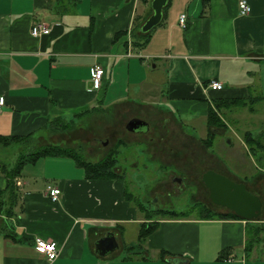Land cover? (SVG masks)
Segmentation results:
<instances>
[{
    "label": "crops",
    "instance_id": "1",
    "mask_svg": "<svg viewBox=\"0 0 264 264\" xmlns=\"http://www.w3.org/2000/svg\"><path fill=\"white\" fill-rule=\"evenodd\" d=\"M151 1L0 0V135L48 134V122L56 118L75 130L100 117L108 150L130 134L149 143L171 141L174 151L177 135L183 144L177 151L192 144L203 152L201 173L212 169L230 178L200 139L215 100L254 96L264 108V0H246L248 14L239 12V0H209L206 7L202 0H169L149 41L134 47L131 30L152 13ZM34 22L47 24L50 32L33 36ZM119 32L125 34L114 38ZM95 65L104 69L98 89L90 79ZM211 79L222 88L208 89ZM131 119L143 124L128 130ZM200 119L203 137L184 131L185 122ZM255 155L263 165L264 153ZM120 174L90 179L69 157L25 164L12 214L0 215V264H171L173 258L181 264H264V236L246 255V220L239 218L157 219V229L137 248L141 223L153 219L141 217ZM5 185L0 175V190ZM52 185L60 189L57 202L48 194ZM109 235L117 245L100 247L98 241ZM36 237L58 244L56 259L48 261L35 248Z\"/></svg>",
    "mask_w": 264,
    "mask_h": 264
},
{
    "label": "rangeland",
    "instance_id": "2",
    "mask_svg": "<svg viewBox=\"0 0 264 264\" xmlns=\"http://www.w3.org/2000/svg\"><path fill=\"white\" fill-rule=\"evenodd\" d=\"M219 116L220 126L215 132L211 145L206 147L208 152L224 163L232 173L230 178L244 182L248 184V188L252 187L261 192L264 187V177L258 178V176L261 173L264 175V172H261L264 171V163L263 165L259 163L257 156L248 151L249 146L242 132L245 130L244 132L254 133L257 127H262V141L264 142V108L254 105V110L250 111L248 107L225 105ZM195 122L199 124L189 125L185 122L184 131L199 136V138L203 137L204 129L200 127L204 125L203 120ZM102 124V118L92 117L83 127L56 134L44 132L40 138L42 142L50 141L79 148L86 159L97 160L111 147L110 142L107 143L104 139L106 136ZM96 138L101 139L95 141ZM143 138L145 142H141ZM173 138L175 139L173 145L176 147L174 151L170 148L172 147L171 141L169 144L166 142L157 144L156 141L149 143L146 140L148 137L130 134L123 138L126 144L118 148L119 163L115 169L124 174V182L127 192L131 194L130 198L134 203L140 201L150 209L187 210L194 202L200 201L212 211L221 212L220 209L224 208L210 202L207 188L200 179L201 170L206 167L205 163H207L203 160V156H200V153L204 155L203 152L199 150V153L196 146L192 144L189 150L177 151V147L180 148L183 144L179 142L177 135ZM241 138L244 144H241ZM102 141L106 143H101ZM16 157V145L7 147L0 145V162L12 165ZM254 180L257 184L253 183ZM191 211V216L198 217L200 214L199 209ZM140 215L144 218L143 212ZM131 232L129 230L128 235Z\"/></svg>",
    "mask_w": 264,
    "mask_h": 264
},
{
    "label": "trees",
    "instance_id": "3",
    "mask_svg": "<svg viewBox=\"0 0 264 264\" xmlns=\"http://www.w3.org/2000/svg\"><path fill=\"white\" fill-rule=\"evenodd\" d=\"M209 3V0H202V6L206 7ZM169 4V0L166 5L163 7L162 17L164 15L165 9ZM162 21V20H161ZM161 21L158 25L161 24ZM144 22V21H143ZM143 22L135 24L131 30V44L134 47L144 46L150 38L152 30L156 27H153L148 32H142L140 26ZM157 25V26H158ZM125 32H119L115 34L114 38H119L124 35ZM260 98V97H259ZM258 97L250 96L249 100H242L239 98L235 99H225V100H215L214 106L210 107L206 117V137L200 139L205 147H209L212 141L215 138V132L220 126V116L218 111L223 108L225 105L231 106H240L248 107L250 111L254 110V105ZM86 111V110H85ZM48 130L50 134H56L59 132H69L74 126L70 121L58 120L57 118L48 122ZM244 140L249 146V150L254 153H264V142L262 141L263 136L254 135L250 131L244 132ZM123 141H119L115 147L109 149L101 158H98L95 161L88 160L81 153V149L74 148L71 146L60 145L55 142H42L39 134L29 133L27 135H0V145L7 147L11 145L17 146V157L12 165L0 162V175L4 176L6 179V185L4 189L0 190V215L10 216L12 214L13 208L17 203L18 199V188L16 185V180L21 175L23 166L28 163H34L37 159L43 157H69L73 159L77 166L81 167L84 170L85 176L90 179H113L120 177L121 174L117 172L115 166L119 163V147ZM262 174V173H261ZM258 178L260 177V175ZM261 177H264L262 175ZM258 180V179H257ZM203 183V182H202ZM246 184V183H245ZM206 188V187H205ZM246 188L249 190L246 184ZM250 191V190H249ZM252 192V191H251ZM127 197H131V194L128 193ZM208 193V190H207ZM257 194L264 205V187H262L261 192H252ZM210 200V199H209ZM133 202V201H132ZM211 202V201H210ZM134 203V202H133ZM212 203V202H211ZM136 208L144 213L145 220H154L149 222H143L140 225L138 232V240L136 242V247H141L146 237L157 229L158 222L157 219L163 218H188L192 214V209H199L200 214L198 217L203 218H239L236 213L231 210L226 212H215L212 209L207 208L206 204L196 201L190 208L187 210H171V209H150L146 208L142 202L138 201L134 203ZM213 204V203H212ZM263 210V208H262ZM198 212V211H197ZM199 213V212H198ZM257 220V221H256ZM264 213L261 212L259 218L255 220H246V242L244 245V251L246 255L261 243L264 236ZM132 245L129 248H132ZM138 254V253H135ZM222 255H225L222 253Z\"/></svg>",
    "mask_w": 264,
    "mask_h": 264
},
{
    "label": "water",
    "instance_id": "4",
    "mask_svg": "<svg viewBox=\"0 0 264 264\" xmlns=\"http://www.w3.org/2000/svg\"><path fill=\"white\" fill-rule=\"evenodd\" d=\"M168 0H152V13L140 26L142 32H148L157 26L162 19L163 7ZM143 122L138 119H131L126 128L135 130ZM201 181L208 190L210 201L218 206L225 207L245 220H255L259 218L262 208L260 197L246 188L244 182L234 181L224 174L212 169H205L201 173ZM100 247L108 248L117 245L114 236L109 235L99 240ZM98 244V245H99ZM171 264H181L177 258L168 259Z\"/></svg>",
    "mask_w": 264,
    "mask_h": 264
},
{
    "label": "built area",
    "instance_id": "5",
    "mask_svg": "<svg viewBox=\"0 0 264 264\" xmlns=\"http://www.w3.org/2000/svg\"><path fill=\"white\" fill-rule=\"evenodd\" d=\"M238 8L241 14H248L250 12V6L246 0L238 1ZM186 14L181 13L178 18V24L180 27L184 28L186 26ZM50 32V26L42 22H34L31 25L30 33L35 36H41L43 34H48ZM104 75V69L100 65H95L90 72V79L92 82V86L95 89H98L102 85V79ZM208 89L211 90H220L222 88V83L218 80L211 79L207 83ZM3 99L0 97V112L2 111ZM19 184V182H18ZM48 194L53 202H57L59 200L60 189L57 186H48ZM34 246L36 249L42 251L48 261H52L56 259L59 253V246L55 241L46 240L40 237H36L34 239ZM97 264H107L105 262H100Z\"/></svg>",
    "mask_w": 264,
    "mask_h": 264
},
{
    "label": "flooded vegetation",
    "instance_id": "6",
    "mask_svg": "<svg viewBox=\"0 0 264 264\" xmlns=\"http://www.w3.org/2000/svg\"><path fill=\"white\" fill-rule=\"evenodd\" d=\"M176 179H178L176 176H174Z\"/></svg>",
    "mask_w": 264,
    "mask_h": 264
}]
</instances>
